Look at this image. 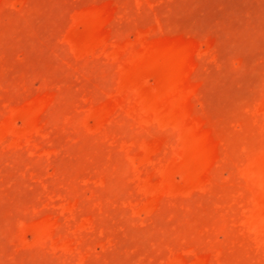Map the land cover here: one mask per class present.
<instances>
[{
	"label": "rangeland",
	"instance_id": "1",
	"mask_svg": "<svg viewBox=\"0 0 264 264\" xmlns=\"http://www.w3.org/2000/svg\"><path fill=\"white\" fill-rule=\"evenodd\" d=\"M0 264H264V0H0Z\"/></svg>",
	"mask_w": 264,
	"mask_h": 264
}]
</instances>
